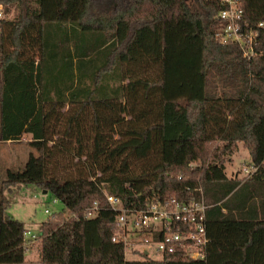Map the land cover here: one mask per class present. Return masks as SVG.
Returning <instances> with one entry per match:
<instances>
[{"label":"trees","instance_id":"1","mask_svg":"<svg viewBox=\"0 0 264 264\" xmlns=\"http://www.w3.org/2000/svg\"><path fill=\"white\" fill-rule=\"evenodd\" d=\"M0 6V141L29 135L35 152L0 184V264H25L35 243L39 264H264V0H241L242 33L258 32L252 57L219 41L220 0ZM194 143L200 165L167 168L168 145ZM240 146L250 176L228 174ZM22 185L62 205L33 243L8 213ZM108 196L134 211L203 201L206 258L127 261Z\"/></svg>","mask_w":264,"mask_h":264},{"label":"built area","instance_id":"2","mask_svg":"<svg viewBox=\"0 0 264 264\" xmlns=\"http://www.w3.org/2000/svg\"><path fill=\"white\" fill-rule=\"evenodd\" d=\"M225 7L219 14L224 23L218 35L222 44L236 43L246 57L255 55L258 32L243 34L240 21L243 17L241 0H220ZM3 12L0 7V18ZM260 28L264 24L259 25ZM256 171L254 166L245 167L243 173L250 176ZM111 208L116 211L113 242L123 244L125 250L143 253L150 258H163L180 250L193 260H204L209 244L205 228L206 206L203 201L181 203L176 200L151 202L141 211L126 209L116 197H107ZM97 212L96 203L88 217ZM49 214V211H46ZM25 238L31 243L37 240V234L25 232Z\"/></svg>","mask_w":264,"mask_h":264},{"label":"rangeland","instance_id":"3","mask_svg":"<svg viewBox=\"0 0 264 264\" xmlns=\"http://www.w3.org/2000/svg\"><path fill=\"white\" fill-rule=\"evenodd\" d=\"M8 17H14L13 10ZM30 140L31 137L29 135H24L22 142L15 143V171H20L24 167L29 154L34 152L28 146ZM165 153L168 169L198 166L202 160V147L199 143L186 144L182 149H177L171 144L166 147ZM248 161L247 149L240 146L239 151L233 156L231 163L228 165V174L234 175L239 172L243 176L244 168L249 166ZM8 197L11 201L8 213L16 220L23 222L26 230L33 234H37L40 225L62 207L60 203L55 202L50 194L39 190L34 185H22L19 189L9 194ZM47 210L49 214L46 213ZM36 244L27 253V262L25 264H39ZM154 258L158 259V256H154ZM125 259L134 261L139 260L140 256L127 250Z\"/></svg>","mask_w":264,"mask_h":264},{"label":"crops","instance_id":"4","mask_svg":"<svg viewBox=\"0 0 264 264\" xmlns=\"http://www.w3.org/2000/svg\"><path fill=\"white\" fill-rule=\"evenodd\" d=\"M9 169H15V143L0 141V184Z\"/></svg>","mask_w":264,"mask_h":264}]
</instances>
